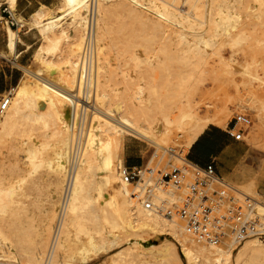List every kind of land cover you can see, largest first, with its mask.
I'll return each instance as SVG.
<instances>
[{
    "label": "rangeland",
    "instance_id": "374dc122",
    "mask_svg": "<svg viewBox=\"0 0 264 264\" xmlns=\"http://www.w3.org/2000/svg\"><path fill=\"white\" fill-rule=\"evenodd\" d=\"M136 1L139 4H134L131 0H110L107 3L100 2L99 8L100 16L102 11H107L105 20L101 23L102 42L97 44L98 68L104 70L99 71L104 77V90L109 94L106 107L114 110L116 106H123L126 115H131L129 118H133L131 120L137 126L151 130L150 140L125 136L120 150V156L124 159L123 165H126V148L130 147L129 157L141 161L149 169L182 167L183 163L178 156L183 159L187 157L185 143L194 128L189 117L181 119L183 115L207 118L222 129H227L236 115L247 116L251 124L243 128L244 137L240 142L245 156L235 168L234 174L224 181L264 205V0ZM159 7H166L173 14L168 20L170 22L159 15L164 12ZM67 8L63 1L58 8L51 10L50 16H65L51 34L52 41L44 38L39 30H33L39 42L31 52L32 58L28 65L5 66L6 71L19 70L20 79L14 87H18L24 79L34 81L27 75V71L39 74L40 78L42 76L54 80L56 84L61 81L64 83L61 79L71 75L67 62L72 56L71 53L68 56L67 51L75 45L72 47L74 51L70 52L78 53L75 58L78 63L83 43L80 45L79 38L72 39L74 29L79 28ZM131 10L142 18H132ZM180 15L184 21L180 19ZM178 21H182L181 24ZM20 24L32 29L33 17L29 24L24 21ZM83 33L82 30V35ZM56 37L60 38L58 45ZM101 46L104 48L99 53ZM40 49L45 52H38ZM46 61L54 67L53 71L44 64ZM77 70L78 67L76 77ZM141 85L143 94L142 103L139 104L135 96ZM14 87L8 91L12 99ZM75 89L76 86L74 91ZM48 110L49 108L46 109L47 112ZM170 115L173 119L167 124L164 118ZM60 129V120L48 115L43 123L21 126L20 132L0 143V179L4 181L2 185H12L20 179L22 182L19 183L13 206V209L17 207L16 212L14 211L17 215L16 233L9 237L16 252L17 264L22 261L24 263L28 253L42 245L43 241L42 253L45 255L47 251L66 176H59L54 167L48 166L49 162L55 163ZM19 134L32 137V146L37 144L38 169L35 170L25 162L24 149L18 143ZM170 149H173V155L165 152ZM12 165L16 167L13 168ZM8 179L10 184L6 182ZM23 179L25 180L22 181ZM130 190L132 191L131 187ZM92 195L96 193L92 192ZM98 208L94 204L86 217H80L85 224L72 234L69 246L70 252L73 250L71 254H74V258L70 261L71 264H181L177 263L172 252L145 249L142 245L131 246L127 242L131 239H141L143 242L160 239L157 233L136 232L126 226L131 214L123 210L114 212L106 206L102 213L111 220L109 224L98 213ZM2 217L0 214V225ZM47 222L50 224L46 235ZM176 223L181 228V224ZM114 224L117 226L113 227ZM178 230L182 231L179 228ZM110 231L120 237L117 245L106 243V234H102ZM89 236L96 239L99 250L88 252V255L86 253L87 259L83 261L80 253ZM252 240L255 239L249 241ZM193 242L191 238H187L189 248L197 246ZM7 243L5 244L0 235L2 264L12 263V260L4 259L5 252L8 251ZM104 243L106 248H102ZM241 246L242 244L233 247L238 249ZM176 248L180 250L178 244ZM221 248H226V245Z\"/></svg>",
    "mask_w": 264,
    "mask_h": 264
},
{
    "label": "bare ground",
    "instance_id": "6f19581e",
    "mask_svg": "<svg viewBox=\"0 0 264 264\" xmlns=\"http://www.w3.org/2000/svg\"><path fill=\"white\" fill-rule=\"evenodd\" d=\"M63 1L65 3V6L68 7L67 9L70 10L69 15L73 14L74 21H76V25L79 28V29L76 28L74 29V35L72 36V39L75 40L76 38H79L80 45H82V43L84 42V33L82 35V30L84 31L85 28V22H86L85 13L88 10L87 0H63ZM101 2L107 3L110 2V0H101ZM131 2L134 4H139V2L137 3L136 0H131ZM6 4L10 6L12 11L15 10L16 0H6ZM1 5L2 3H0V6ZM99 8H98V18L100 16ZM159 8L162 9L161 7ZM152 9L154 10V8ZM162 10L164 12L162 14L158 12L159 15L163 16L168 21L170 17L173 16V14H171V12L166 7ZM106 13L107 11L104 12L102 11V15L100 16L101 17L100 25L98 24L99 20H97V29H96V36L98 40L97 44L102 42L101 38H102L103 28L101 26V23L104 22ZM50 14H51L50 9H47L45 7H41L40 9H38L32 16L34 27L31 30H35V29L39 30L44 36V38L48 39L49 41H52L51 34H53L54 30L58 27L60 21L65 16L62 15L50 16ZM130 16L132 18H137V19L142 18L141 16L135 15V12L132 10L130 11ZM161 16H157V17H161ZM180 19L182 20L183 16L180 15ZM22 22L23 20L19 21V23ZM220 25L221 23H219V26ZM196 27L200 28V26H196ZM7 32H8L9 48L12 52H14L15 44H16V34L10 28L7 30ZM200 40H202V37L200 38ZM56 42L57 45L60 43L59 37H56ZM76 45L79 46V44ZM73 46L75 45L73 44ZM73 46H71V49H68V51L66 50L68 52V56L70 55V53L72 56L71 60H68L67 62V64L70 65L69 69L71 75L67 76V78L61 79L64 80V83L62 81L61 82L59 81L60 84H56L54 83V80L51 81L48 80L47 78H42V76L40 78L39 74L30 73L29 71H27V75L32 77L34 81L24 79L21 81V84L18 87H14L12 89V92H14V97L11 101L7 113L4 115L0 123V143H1L14 136L16 132L18 133L21 126L29 127L31 123H34L35 125L41 124L45 121L48 115L53 116L58 120H60L61 122V129L59 132L60 141L58 142L59 147H57V149L59 148V150L57 151L56 157L54 159L55 163L49 162L48 166L50 168L54 167L55 169L54 171H56L58 175L61 177H63L66 174L67 163H68V149H69L70 135H71V105L69 102L68 95L69 93H72L74 91L75 86L77 89L79 84V64L76 63V59H75L78 53L76 54L72 53L74 51L72 49ZM103 48L104 46L103 47L101 46L99 48V53H102ZM44 50H46V48ZM70 50L73 51L70 52ZM40 51H42V49H40L38 52ZM42 60L44 61V59ZM44 64L47 66V68L50 71H53L54 67L50 64H47V61L44 62ZM77 67H78L77 70L78 77H76ZM98 67L99 66L97 65L96 98H95L96 99L95 103L97 108L96 111L94 112L95 116L93 115L91 119V124L88 128L86 147L82 161L80 163L77 172L75 183L68 195L65 220L57 243L56 253L54 255L52 264L72 263L70 261H72V259L74 258V254H71L73 250L70 252L71 249L69 246L72 234L74 230L76 231L85 224L84 221L80 220V217H86L89 214L88 212L89 209L93 207L94 204H96L97 207H99L98 213L102 214V217L104 218L105 222L109 224L111 223L110 222L111 220L106 214L103 215L102 213L103 209H105L106 206L113 209L114 212H118V211L120 212L123 210L125 211V213L131 214L130 215L131 219L130 221L128 220L129 222L128 225L126 226H128L130 229L136 232L150 231L153 233H157L160 239L155 241L149 240L147 242H145L146 240L143 242L141 239H137V240L131 239L127 242L131 246L142 245L143 247H145V249H150V250L156 249L157 251L160 252L161 251H165L169 253L172 252V255L176 256L177 263L182 264L185 261L186 264H232V263L233 264H264V242H259L258 240H252V241L247 240L243 242L242 246L238 249H235L233 245L230 243L226 244V248H221V247L208 248L193 242L197 246L193 248H189L187 246V238L189 239V237L183 232L182 228H180V226L176 222L168 221L166 219L148 213L144 211L141 205L136 202L135 198L131 193L129 186L126 183H124L119 177V168L124 166L123 165L124 159L122 160V157L120 156V150L123 147L125 136H134V137L138 136L148 139L151 130L148 127L144 129L137 126L131 120L133 118H129L131 115L129 117L126 115L123 106L121 107L116 106L114 110L106 107V100H108L109 94L106 92V90H104V82L102 80L104 77L100 72L102 70H100V68ZM104 73L106 74V72ZM42 74L44 73L42 72ZM76 78H77V83H76ZM142 85L135 96V99L137 100V102H139V104L142 103V94H143ZM48 108L49 110L47 112L46 109ZM187 117L190 118L192 124L194 125V128H193V132L188 136L186 140L185 153L186 152L188 153L191 146L199 138V136H201V134L205 131V129L209 125L213 124L212 120L191 114L188 116L183 115L181 119H185ZM172 119L173 117L172 115H170L164 118V121H166L167 124H170L172 122ZM18 141H19L18 143L24 149L25 162H27L29 166H33L35 170L38 169L39 165L36 162V160H38L37 159L38 149L36 146L37 144L35 146H32L33 145V144L31 145L32 137H29L28 135L24 137L23 135L19 134ZM156 145L160 147L158 143H156ZM13 147L11 149H13ZM178 157L180 158L181 156ZM12 166L13 168L16 167V165H12ZM24 180L25 179H23L22 181ZM9 181L10 179L6 180V182ZM3 182L4 181L0 179V214L3 216L2 224L0 225V235L5 241V244L9 242L7 243L8 247L6 248L8 249V251L5 252L6 256H4V259L12 260L11 264H17L16 252L14 247L12 246V243L10 244L11 240L9 237L16 233L17 220L15 216L17 215H15L14 211L16 212L15 208L17 207H15L14 210L13 206L15 204L14 198L17 195L20 187L19 183L22 182L20 179L16 181V183L6 186L2 185ZM62 190L64 192V188ZM92 192H95L96 195H92ZM257 203L260 214L264 216V205H262L260 202ZM49 224L50 222H47V228L45 232L46 235L48 234ZM116 226H117L116 224L113 225V227ZM177 227L182 231L178 230ZM159 231L162 233L159 234L158 233ZM105 234L108 241L106 242L107 244L117 245L118 241L120 240V237H118V235L115 236V234L112 231L108 233H104L102 235ZM44 237L45 235L43 236V238ZM95 240L96 239H94L93 236H89L88 241L84 244L85 246L83 247L84 248L83 251L81 253L79 252L80 254L83 255L82 258L83 261L87 259V255L89 254L88 252L99 250L98 249L99 247L96 246ZM43 244L44 241L42 242V245L38 246L36 249L28 253L27 260H24L25 261L24 263L22 261L21 264H42V261L45 256L44 253H42ZM176 244L180 246L179 251L176 248ZM102 245L100 244V247L102 246V248L103 247L106 248L105 243ZM74 252L76 253V251ZM25 254L27 253L25 252Z\"/></svg>",
    "mask_w": 264,
    "mask_h": 264
},
{
    "label": "built area",
    "instance_id": "2783aa9c",
    "mask_svg": "<svg viewBox=\"0 0 264 264\" xmlns=\"http://www.w3.org/2000/svg\"><path fill=\"white\" fill-rule=\"evenodd\" d=\"M101 0H87L88 10L84 42L79 59L78 88L69 93L71 105V138L68 163L57 219L42 264H52L66 215L68 195L82 161L88 128L96 110V79L98 65L97 20ZM8 7H5L7 11ZM10 27L19 24L8 13ZM12 97H0V123L7 113ZM251 124L247 116L236 115L228 127V135L243 141L244 127ZM171 155L173 150H165ZM182 167L149 169L147 165L123 166L120 179L132 188V195L142 209L160 218L181 224L183 232L195 243L217 248L227 243L239 246L251 239L264 241V216L258 203L229 186L215 171L212 161L207 167L181 158Z\"/></svg>",
    "mask_w": 264,
    "mask_h": 264
},
{
    "label": "crops",
    "instance_id": "0c3cea01",
    "mask_svg": "<svg viewBox=\"0 0 264 264\" xmlns=\"http://www.w3.org/2000/svg\"><path fill=\"white\" fill-rule=\"evenodd\" d=\"M62 2L63 0H16L15 10L12 11L10 6L6 4V0H0L2 3L0 8V96L7 93L20 79L18 69L6 71L5 66L28 65V61L32 58L31 52L39 42L33 30L21 25L19 21L23 20L29 24L38 9L45 7L53 10L58 8ZM6 6L8 7L7 11H5ZM8 13L19 24L18 27L8 25ZM6 27L16 34L14 52L9 48L8 29ZM228 127L222 129L218 125H209L194 142L187 154V159L200 168L207 167L213 161L216 174L223 180L234 174L235 168L245 156L243 145L228 135ZM129 148H126L125 166L144 165L141 161L129 157Z\"/></svg>",
    "mask_w": 264,
    "mask_h": 264
}]
</instances>
